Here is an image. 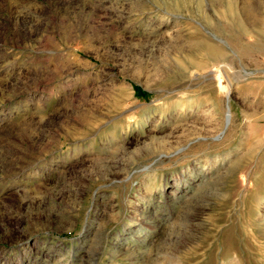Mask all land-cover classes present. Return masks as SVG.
<instances>
[{
  "label": "rangeland",
  "instance_id": "rangeland-1",
  "mask_svg": "<svg viewBox=\"0 0 264 264\" xmlns=\"http://www.w3.org/2000/svg\"><path fill=\"white\" fill-rule=\"evenodd\" d=\"M0 264H264V0H0Z\"/></svg>",
  "mask_w": 264,
  "mask_h": 264
}]
</instances>
